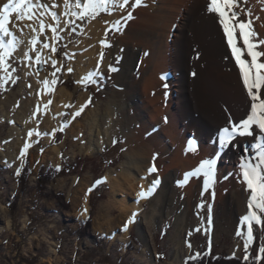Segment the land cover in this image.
Returning <instances> with one entry per match:
<instances>
[{
	"label": "rangeland",
	"instance_id": "1",
	"mask_svg": "<svg viewBox=\"0 0 264 264\" xmlns=\"http://www.w3.org/2000/svg\"><path fill=\"white\" fill-rule=\"evenodd\" d=\"M186 1L183 2L184 5L180 2L176 4V8L179 6V11L184 14L186 7L193 3V0L192 2ZM201 1L207 2V0ZM242 1L245 4L241 2L236 11L240 13L239 19L246 21L245 16L250 15H246L247 11L245 12L243 6H249L250 1L255 2V0ZM133 3L128 5V8L133 9ZM263 5L264 0H257L255 4L256 18L258 17L257 20L260 22H262L261 14H264ZM118 11L119 8H112L110 13L101 11L94 19H76L69 24L66 30L57 31V59L55 61L57 62L56 68L60 71L56 72V68L52 66L54 59H51V54H48L46 59H41L35 71L40 75H45L52 88L48 99L51 104L47 102V111L53 116L52 128L48 126L47 113L38 117L39 135L34 136L33 144L26 151L25 138L30 130L28 124L33 122L34 116L31 107H25V105L32 97L31 90L35 74L28 75L23 71L21 58L15 55L7 58L11 65L9 72L12 69L15 71L12 72V77L7 79V84L0 82V264H190L191 257L196 256L197 253L202 255L204 252L213 256L235 254L233 256L238 259L244 258L245 255L252 258L260 256V261L263 262L264 253H260L259 249L264 247V226L253 227V240L246 251L244 248L245 225H241L240 220L231 225L226 216L230 204L231 188H246V185L242 183L239 165L245 152L253 151L251 144L258 142L252 140V137H247L245 151L235 154L238 158L234 157L232 163L230 159L224 158L207 190L203 186L205 179L203 173L201 177H194L202 188L195 199L201 212L197 224L190 225L186 232L183 258L175 259L174 246L176 244L172 236L180 208L191 197L189 190H179L176 194L178 202L171 204L172 212L170 214L165 212L162 217L156 218L150 225L145 224V218L149 214L151 205V199H147L144 203V211L134 220L131 228L123 229L120 208L113 202L120 196L119 192L113 191L111 184L105 178L111 174L121 179V174L126 173L129 128L125 126L114 128L108 140L106 127L109 117L104 120L107 113L106 107L112 101L115 92L125 89L124 86L118 84L117 72L108 71L109 64L118 69L119 66H115L113 62L106 63L108 57H115V40L120 38L121 34H117L115 26L110 28L109 44H107L110 47L106 46L103 60L91 69L90 73L94 75L84 85H80L79 82V67L76 54H74L77 50H72L82 45V38L92 22L102 21ZM191 13L193 22L198 24L199 22L195 20V12ZM250 13L252 15L253 12L250 10ZM180 21H182L181 16L176 14L175 23L170 27L167 40L174 39L175 26ZM129 26L134 28L135 25H128L127 28ZM252 28L254 31L259 29L255 26ZM165 29L164 31L167 32L168 29ZM194 33L192 31L188 33L190 39ZM253 39L261 40L258 36ZM263 46L264 44L260 45V51H263ZM138 48L140 54H143V47ZM195 49L200 51L194 53L193 62L198 61L197 65L200 63L199 60L203 59L200 60L201 65H199L203 69L208 65V60H205L207 57L213 61L220 59L215 56L213 58L212 55L205 57L203 50L197 44H195ZM48 51L51 53L50 48ZM147 53L148 50L144 55ZM117 58L120 60L119 56ZM137 64L139 65L140 61ZM136 67L137 65L134 68ZM69 68L72 69L71 72L68 71ZM53 72H56L57 83L55 85L51 84L54 78ZM5 75L6 73L0 72V76L6 77ZM190 76L193 79L198 75L192 71ZM199 83L201 87L204 85L203 76L199 78ZM62 88L72 93V99L63 111L55 113V96ZM143 89L142 85V96L145 94ZM192 90L193 88L190 87L188 92ZM175 93L173 92L174 95ZM81 94L87 95L88 103L82 114L73 119ZM16 97L17 101H15ZM7 99H10L11 106L5 101ZM215 99L214 102L221 114L226 119L228 117L237 121L238 117L230 112L228 100L224 101L216 97ZM20 111L26 119V124L18 119ZM200 115L201 113L197 112L191 118L195 121ZM229 119L226 124L229 123ZM102 121L104 123L99 127ZM76 122L79 124L76 125ZM51 130L54 131V135L51 134ZM49 136L54 137L47 139ZM200 137L201 135L195 136L187 132L181 141L178 140L175 143L176 147L179 150L187 149L186 143L189 138H197L200 141ZM93 139L94 144H92ZM242 139L243 137H239L240 141L236 144V141H233L232 146L235 149L238 148ZM54 147L59 148L58 153L54 152ZM91 147H94L95 151H90ZM22 151H25L23 156H21ZM246 156L252 158L251 154H246ZM203 157L204 160L212 159L210 154ZM199 164L194 166L195 164L192 163L185 168L178 169L180 181L184 179L182 176L185 177L186 173L192 172ZM17 170H19V175H17ZM185 170H187L186 173ZM97 180L102 183L96 184ZM90 188L91 192L88 191ZM129 196L132 200L135 198V194ZM111 204L114 210L105 217V212ZM88 218L90 221L87 223ZM113 219L115 222L112 221ZM238 231L243 234L238 236Z\"/></svg>",
	"mask_w": 264,
	"mask_h": 264
},
{
	"label": "bare ground",
	"instance_id": "2",
	"mask_svg": "<svg viewBox=\"0 0 264 264\" xmlns=\"http://www.w3.org/2000/svg\"><path fill=\"white\" fill-rule=\"evenodd\" d=\"M6 2L7 0H0V7ZM40 2L42 4H48V11L56 12L59 17L60 26L57 28V31L59 29L66 30L69 24L77 19L71 15H65L66 11L69 13L80 11V9L74 6L75 0H69L70 7L68 9L64 7V0H40ZM133 2L134 0H129V5ZM178 2L183 4V2L187 1L143 0V4L139 7H134L132 9L126 6L122 10L119 9L117 13H114L108 18L105 17L102 21L97 20L92 22L86 29L84 38H82V45L78 48H72L73 51L77 50L74 54H76L79 67V82L80 85H84L86 84V77L91 69L101 62V54L104 53L106 45L109 44L108 35L110 28L115 25L116 21L120 22L119 30L116 28L117 34L121 35H119L120 38L115 40V57H108L106 63L109 64L113 62L115 66H119V70L116 74L118 84L124 86L125 89L115 92L112 101L109 102L106 107L107 113L104 116V120L109 117L106 127L108 140H110L109 138H111L114 128H122L124 126L129 128V135L127 138L128 150L126 151L128 167H125L127 170L126 173L121 174V179L119 176L113 177L109 174L106 176L105 180L111 184L113 191L116 193L119 192L120 196L113 202L120 208V219L122 220L123 229H125L124 225L133 212L137 213V218L141 212L144 211V203L147 199H151V205L149 214L145 218V224L150 225L156 218L162 217L165 212L169 214L172 212L171 204L178 202L176 194L179 190L190 191L191 197L185 201L180 208L172 236V240L176 244L174 246V257L177 260L184 256L183 249L185 247L184 244H186V232L189 226L198 221L201 211L195 199L202 189L201 184L199 181H195L194 177H190L186 186L184 185L185 187L178 184L180 179L178 178L179 171L177 172V170L185 168L192 163L195 164L194 166H197L201 160H204L202 159L204 158L203 156L207 154H210L212 159H215L218 151L225 150L219 161V167L221 162L223 163L225 157L226 159H230L232 163L234 157L238 158L235 154L245 151L248 139L246 136L243 137L239 147H236V149L232 146V143L236 141V144L237 141H240L238 140L239 137L231 142L229 148L218 147L216 139L218 129L224 126L229 118L227 117L226 119L218 110L217 104L214 102V100H216L215 97L224 101L228 100L230 112H232L233 116L238 117L237 121L246 117V113L248 114L250 110V101L243 88L239 70L234 60L230 58L231 53L227 48L222 29L218 24V18L215 14H210L206 11L209 0H207V2L201 0L194 2L193 0V3H190L191 5L189 4L190 6L186 7L185 14L179 11V6L176 8ZM242 2L245 4L244 1ZM250 3L249 6L245 5L243 7L245 12L251 10L253 13L250 16H245V18L252 21V26L259 28L255 30V32L261 40H264V27H262L264 26V14H261L262 22H260V20L258 21L255 9L257 0H255V2L250 1ZM53 5H55V7H53ZM262 7H264V5ZM193 11L196 15L195 20L199 22L198 24L193 22L191 13ZM36 12L37 16H39L41 12H44V9H38ZM128 12L132 13V19H125ZM176 14L181 16L182 21L175 26L176 30L173 34L174 39L171 38V40H167L170 27L175 23ZM14 17L15 13L10 17L8 27L13 31L19 43L12 56L15 55L21 58L23 71L25 73H28V75H32V73L35 74L33 88L31 90L32 97L27 100V105H25V107H31L34 116L33 122H28L30 123L28 124V129H30L29 132L33 134L31 136L27 134L25 138L27 144L31 146L33 144V138L37 135L39 130L38 117L43 113H47L48 126L51 128L53 121V116H51L47 108H45L49 95L52 93V88L50 84L45 85L43 83L44 80H48L45 75H40L38 74L39 72H35L38 66V63H36V54L39 53L41 59H46L47 55L51 54V59L56 60V51H51L50 53L48 48L43 47V44H49L50 49L53 46L57 49L58 39L57 33L53 34L47 27H45L42 35H39L38 32H32L27 27H24L22 31L19 30L13 27L14 23H31L33 27L37 29L38 23L35 21H15ZM197 17H199V19ZM40 18L43 19L46 24L51 23L54 27L57 25V21L53 20L47 12ZM131 24L135 25L134 28L130 26L127 28L128 25ZM165 28L168 29L167 32L164 31ZM191 31L193 33L195 32L191 38L192 41L188 35ZM54 35L56 37L55 39H53ZM33 36H37L38 40L35 45V51L31 50L33 46L30 43ZM101 41H104V43L102 44ZM192 42H194V44L191 45ZM195 44L203 50L205 57L212 55L213 58L215 56L220 59L213 61L210 60L211 58L207 57L205 60H208V65L205 69L199 66L203 59H200V63L196 65L198 61L193 62L192 57L194 53H198L200 50L197 51V47L194 49ZM140 46L143 47V54H140L138 48ZM262 49V52H264V46ZM146 50H148V53L144 55ZM25 52L28 53L31 59L24 58ZM81 52L82 55L80 54ZM118 56L120 60H118ZM138 61H140L139 65L137 64ZM135 64L137 65L136 68H134L136 66ZM192 71L196 72L198 75L193 79L190 76V72ZM165 73H168V76L165 78L161 77V74ZM202 76L204 85L201 87L199 78H202ZM163 84H166V87L163 88ZM142 85L145 93L143 96L141 93ZM190 87L193 88L192 92H188ZM173 92H176L175 95ZM85 95L86 94L80 95V101L78 102L75 112L79 111L81 106L87 105V95ZM55 97L54 108L55 113H58L64 110L66 104L70 103L72 93L66 88H62ZM9 100L7 99L5 101L9 103L11 102ZM15 101H17V97ZM12 103L14 102L12 101ZM9 106H11V103H9ZM3 109L4 108H2V110ZM241 109L242 111H240ZM197 112L201 113V115L193 121L191 116L196 115ZM21 115L22 112L20 111L18 119L21 120L23 124H26V119H24L23 115V117H21ZM103 123L104 121L99 124V127H101ZM78 124L79 122H76V125ZM71 129L74 130V128ZM51 132V134L54 135V131L51 130ZM187 132H191L195 136L201 135V140L199 141L197 138H193L198 144V148H196L195 143L191 150L182 148L180 151L175 143L178 140L181 141ZM51 136L47 137V139H52L54 137ZM251 139L256 140L253 138ZM92 144H94V139ZM53 149L54 152L58 153V147H54ZM89 150L95 151V148L91 147ZM257 151L258 149H255L247 154H252ZM153 165H155L157 173L149 174L148 169ZM186 171L187 170H185V173ZM182 177L184 178V176ZM153 179L160 180L156 190L151 196L139 199L137 193L141 191L142 188L147 190ZM197 183L198 186L196 187ZM228 185L230 186L231 184ZM214 187L216 188V186ZM245 189H236L232 187L230 190V204L226 216L228 223L231 225L235 224L237 220L239 221L241 216L247 214V199L249 192ZM130 194L131 196L135 194L133 200L130 198ZM112 208L113 205H109L105 212V217L114 210ZM112 221L115 222L114 219ZM131 226L132 223L127 226V229H130ZM254 226L257 225L254 224L253 227ZM245 229L247 230L246 225ZM187 248V251H189V247Z\"/></svg>",
	"mask_w": 264,
	"mask_h": 264
},
{
	"label": "snow or ice",
	"instance_id": "3",
	"mask_svg": "<svg viewBox=\"0 0 264 264\" xmlns=\"http://www.w3.org/2000/svg\"><path fill=\"white\" fill-rule=\"evenodd\" d=\"M242 0H209L206 11L210 14H215L218 18V24L222 29L223 37L226 40L227 48L230 50L231 59L234 60L235 65L239 70L240 79L243 88L247 94L250 101V110L245 119L240 120L238 123L231 124V130L229 127H224L219 133V142L221 146H225L232 142L237 136L239 137H252L258 142L251 144L252 148L258 149L256 156L250 159L248 156L241 157V163L239 165L241 169V177L243 183L246 185V191L249 192L247 199V214L240 217V224L246 225V242L244 245L247 251L249 244L253 240V225L264 226V52L260 51V45L264 44V40H254L253 38L258 36V34L252 28L251 20H240V13L236 11L240 7ZM143 4V0H134L132 7H139ZM129 5V0H75V7L80 9V11L65 12V15H71L77 19L84 20L85 18L94 19L101 11L111 12L112 8L124 9ZM55 7V5H53ZM64 7L68 9L70 7L69 0H64ZM44 9L37 16L36 10ZM49 5L42 4L40 0H7L0 7V72L6 73V77L0 76V82H7V79L12 77V69L9 72L11 65L8 63L7 58L11 57L13 52H15L18 41L15 34L8 27L9 19L15 13V21H35L38 23V29L33 27L31 23L28 24H13V27L23 30L24 27L29 28L32 32H38L39 35L44 33L45 27L50 29L53 34L57 33V28L59 25V17L56 12H49ZM45 12L55 21L57 25L54 27L51 23L46 24V22L41 19ZM247 15H251L250 10L247 11ZM132 13L128 12L125 19H132ZM119 21H116L115 27L119 30ZM9 38V39H5ZM55 35L53 39H55ZM37 36H33L31 39L32 51H35V45L37 44ZM103 44L104 41H101ZM109 46L110 45H106ZM44 48H49L50 45L43 44ZM52 52L56 51L53 46L51 48ZM25 59H31L27 52L24 53ZM103 60V54H101V61ZM41 56L39 53L36 54V63H40ZM56 61H52V66L56 68ZM119 69L113 65H108L109 72H117ZM60 71L56 68V72ZM69 72L72 71L71 68L68 69ZM56 72L52 73L54 77L51 80V84L55 85L57 79L55 78ZM98 74V73H96ZM94 73H89L86 77L87 80H91ZM195 75V73H193ZM14 82V81H13ZM45 85L49 84L48 80H44ZM51 104V101H48ZM81 106V109L74 113L73 119L79 116L85 107ZM47 108V104L45 105ZM231 123V121H230ZM33 133L29 132L28 135L31 136ZM39 135V133H37ZM115 143V141H113ZM25 151L29 144H25ZM191 150V149H190ZM25 151L21 152V156L25 155ZM216 161L214 159H207L200 162L199 166L190 173H186L182 181L178 183L183 186L185 185L190 177H199L203 173L204 187L205 190L209 187L210 181L214 177ZM157 169L155 165L148 169V173H154ZM17 175H19V170H17ZM96 184L102 183V181L97 180ZM160 180L154 179L151 181V185L147 190L142 188L141 191L137 193L139 199H144L153 194L156 187L159 185ZM89 192L92 189H88ZM85 211H87L85 209ZM137 216L136 212H133L129 219L126 221L124 228L134 222ZM243 233L238 231L237 235H242ZM260 253H264V247L259 249ZM235 255V254H233ZM199 253L196 256L191 257V259H197ZM247 261L249 259L248 255L244 256ZM261 257L257 256L256 260H260Z\"/></svg>",
	"mask_w": 264,
	"mask_h": 264
},
{
	"label": "trees",
	"instance_id": "4",
	"mask_svg": "<svg viewBox=\"0 0 264 264\" xmlns=\"http://www.w3.org/2000/svg\"><path fill=\"white\" fill-rule=\"evenodd\" d=\"M90 219H87V223ZM190 264H264V261L256 260V257L251 256L246 261L244 258L238 259L236 256L229 255L225 256L222 254L211 255L210 253L204 252L199 255L197 259H189Z\"/></svg>",
	"mask_w": 264,
	"mask_h": 264
}]
</instances>
